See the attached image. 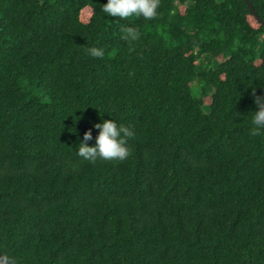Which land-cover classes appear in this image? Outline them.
<instances>
[{"label": "trees", "instance_id": "obj_1", "mask_svg": "<svg viewBox=\"0 0 264 264\" xmlns=\"http://www.w3.org/2000/svg\"><path fill=\"white\" fill-rule=\"evenodd\" d=\"M106 2L0 0V264H264V25L244 0ZM111 118L129 157H78Z\"/></svg>", "mask_w": 264, "mask_h": 264}, {"label": "clouds", "instance_id": "obj_2", "mask_svg": "<svg viewBox=\"0 0 264 264\" xmlns=\"http://www.w3.org/2000/svg\"><path fill=\"white\" fill-rule=\"evenodd\" d=\"M159 3L160 0H107L101 6V12L111 17H119L122 21L130 17L150 21L158 16ZM120 33V38L126 42H134L140 38L138 29L132 25L121 27ZM86 51L93 58H102L105 55L104 48L98 46L88 47ZM255 103L257 110L252 112L250 128L253 135L264 131V97H258ZM93 128L97 130L94 145H88V142L93 140L91 129L85 131L76 146L78 157L93 164L98 160L123 161L129 157L131 153L128 141L134 136V130L130 126L111 118L94 124ZM7 264H15V260H10Z\"/></svg>", "mask_w": 264, "mask_h": 264}, {"label": "water", "instance_id": "obj_3", "mask_svg": "<svg viewBox=\"0 0 264 264\" xmlns=\"http://www.w3.org/2000/svg\"><path fill=\"white\" fill-rule=\"evenodd\" d=\"M251 15L256 19L257 22L261 23L262 25H264V21L258 16V14L256 13V11L254 10V7L252 5V3L249 0H244Z\"/></svg>", "mask_w": 264, "mask_h": 264}]
</instances>
